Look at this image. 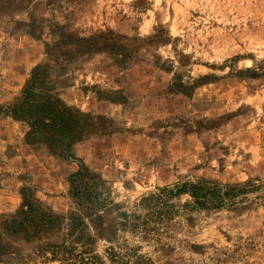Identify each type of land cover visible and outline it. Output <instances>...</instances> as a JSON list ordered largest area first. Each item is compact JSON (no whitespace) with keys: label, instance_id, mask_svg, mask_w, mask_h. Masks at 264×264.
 <instances>
[{"label":"rangeland","instance_id":"1","mask_svg":"<svg viewBox=\"0 0 264 264\" xmlns=\"http://www.w3.org/2000/svg\"><path fill=\"white\" fill-rule=\"evenodd\" d=\"M38 73L66 155L2 114ZM0 264H264V0H0Z\"/></svg>","mask_w":264,"mask_h":264},{"label":"trees","instance_id":"2","mask_svg":"<svg viewBox=\"0 0 264 264\" xmlns=\"http://www.w3.org/2000/svg\"><path fill=\"white\" fill-rule=\"evenodd\" d=\"M43 74H36L30 81L28 89L23 95L16 99L15 103L2 112L3 115L11 116L15 119H23L31 127L30 137L35 141H42L50 146L54 151H60V155L65 154L79 137L78 123L74 122L72 116L68 114L66 108H58L51 101L49 95L38 93V84L44 80ZM72 196L79 204L85 203L92 194V185L95 184L92 177L85 171H78L71 175ZM190 187L194 197L202 199L206 203L208 196H215L217 191L204 185H185ZM218 196V195H217ZM52 216L39 214L30 205L22 217L5 223L8 231L17 233L18 231L33 230L50 224Z\"/></svg>","mask_w":264,"mask_h":264}]
</instances>
